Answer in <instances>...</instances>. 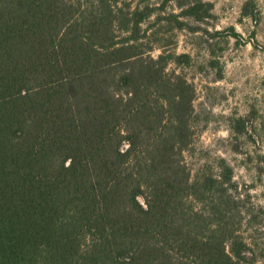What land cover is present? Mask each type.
Segmentation results:
<instances>
[{"label": "trees", "instance_id": "obj_1", "mask_svg": "<svg viewBox=\"0 0 264 264\" xmlns=\"http://www.w3.org/2000/svg\"><path fill=\"white\" fill-rule=\"evenodd\" d=\"M174 1L178 29L210 17L208 2ZM257 1L241 16L257 21ZM150 16L117 0H0V264L255 263L232 167L184 159L193 89L168 66L191 58L150 55ZM248 122L230 118V139Z\"/></svg>", "mask_w": 264, "mask_h": 264}, {"label": "rangeland", "instance_id": "obj_2", "mask_svg": "<svg viewBox=\"0 0 264 264\" xmlns=\"http://www.w3.org/2000/svg\"><path fill=\"white\" fill-rule=\"evenodd\" d=\"M203 1L211 4L210 17L203 21L179 18L185 23L182 29L165 20L181 12L177 1L117 3L151 12L140 25V35L147 37L143 41H151L150 55L161 53L158 44H163L165 51L190 56L188 66H168L193 89V151L185 153L184 159L193 170L204 162L212 164L216 157L232 167L238 193L252 208L241 232L254 249V264H264V0L256 3L257 21L241 16L245 0ZM229 27L241 35L242 42L214 35ZM233 117L249 120L248 133L236 141L230 139L229 119Z\"/></svg>", "mask_w": 264, "mask_h": 264}]
</instances>
